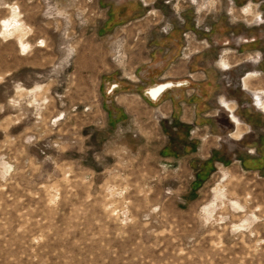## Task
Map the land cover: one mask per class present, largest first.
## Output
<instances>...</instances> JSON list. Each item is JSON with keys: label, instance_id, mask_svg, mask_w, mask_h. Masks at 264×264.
<instances>
[{"label": "rangeland", "instance_id": "1", "mask_svg": "<svg viewBox=\"0 0 264 264\" xmlns=\"http://www.w3.org/2000/svg\"><path fill=\"white\" fill-rule=\"evenodd\" d=\"M149 2L0 0V264H264V128L197 174L108 113L171 34L182 58L264 68V0ZM12 8L23 32L3 34Z\"/></svg>", "mask_w": 264, "mask_h": 264}, {"label": "crops", "instance_id": "2", "mask_svg": "<svg viewBox=\"0 0 264 264\" xmlns=\"http://www.w3.org/2000/svg\"><path fill=\"white\" fill-rule=\"evenodd\" d=\"M149 3L144 0L145 5ZM5 23L23 32L14 8L10 19L2 22L1 32L14 34L16 27L11 29ZM17 41L27 46L23 40L17 38ZM152 44V53L143 69L134 75L129 85L126 84L128 93L117 90L111 96L109 123L116 127L131 118L136 122L140 136L159 138L162 144L159 156L174 161L188 158L197 174L206 167L221 165L220 162L233 159L244 162L239 152L232 153L231 159L227 158L229 152L223 149V139L230 138L238 144L253 133L252 129L264 128V124L260 125L264 111L259 108V104L264 106V68L258 67L256 71H246L238 76L235 73L245 62L231 64L227 59L228 48L220 52L216 61L208 58L204 51L182 58L177 36L172 34ZM251 61L258 63L259 55ZM235 75L237 86L231 88L227 80H232ZM112 82L114 87L123 85L116 80ZM233 89H237V96L231 94ZM240 93L251 95L254 110H249V106L240 100ZM152 117L157 122L153 132L142 126L145 119ZM243 127L249 131H241ZM254 144L257 143L247 151L249 156L255 155L257 147ZM262 153L264 156V149Z\"/></svg>", "mask_w": 264, "mask_h": 264}, {"label": "bare ground", "instance_id": "3", "mask_svg": "<svg viewBox=\"0 0 264 264\" xmlns=\"http://www.w3.org/2000/svg\"><path fill=\"white\" fill-rule=\"evenodd\" d=\"M245 11H246V10H245ZM245 11H244V12H245ZM255 16H256V15H255ZM4 25L7 26V27H9V28H12V27H10V25H9V26L6 25V24H4ZM14 27H16V26H14ZM14 27H13V28H14ZM14 30L17 31V29H14ZM11 31H12V30H11ZM16 31H15V32H16ZM19 38H20L19 40H22V37H21L20 34H19ZM259 108H261V109L264 111V106H263V104H259Z\"/></svg>", "mask_w": 264, "mask_h": 264}, {"label": "flooded vegetation", "instance_id": "4", "mask_svg": "<svg viewBox=\"0 0 264 264\" xmlns=\"http://www.w3.org/2000/svg\"><path fill=\"white\" fill-rule=\"evenodd\" d=\"M245 10L247 11V9H244L243 12H244ZM246 11H245L244 13H246ZM257 16H258V15H256V17H257Z\"/></svg>", "mask_w": 264, "mask_h": 264}]
</instances>
